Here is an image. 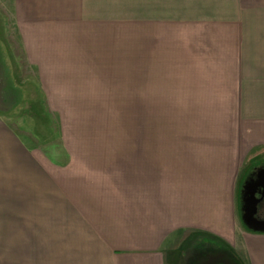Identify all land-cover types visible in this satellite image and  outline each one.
Returning a JSON list of instances; mask_svg holds the SVG:
<instances>
[{
    "label": "crops",
    "instance_id": "crops-1",
    "mask_svg": "<svg viewBox=\"0 0 264 264\" xmlns=\"http://www.w3.org/2000/svg\"><path fill=\"white\" fill-rule=\"evenodd\" d=\"M7 1L46 102L145 123L119 145L66 126L56 159L0 117V264H264L241 188L264 160V0Z\"/></svg>",
    "mask_w": 264,
    "mask_h": 264
},
{
    "label": "rangeland",
    "instance_id": "rangeland-1",
    "mask_svg": "<svg viewBox=\"0 0 264 264\" xmlns=\"http://www.w3.org/2000/svg\"><path fill=\"white\" fill-rule=\"evenodd\" d=\"M0 53L3 60L0 62V69H4L2 72L6 73L0 80L4 83L8 76V79L20 88L22 94L20 102L12 107L16 98L8 95L7 89L3 92L0 86V117L19 132L23 130L22 133L30 143L40 146L46 156L51 154V158L56 159L61 156L64 150L62 133L66 126L69 128L67 131L73 132L72 137L75 141L80 139L81 134L102 133L104 129V133H107L106 130L111 128V133H114L112 137L116 138L115 142L118 145L127 143L129 128L144 126L145 104L142 103L46 102L37 74L26 61L14 20L13 7L7 0H0ZM168 105L170 104H151L153 110L152 119H149L151 126L176 125ZM97 129L99 131H96ZM100 135L104 138L109 137L106 134ZM263 163L264 160L256 162L250 172L259 171ZM242 180L243 190L248 178Z\"/></svg>",
    "mask_w": 264,
    "mask_h": 264
},
{
    "label": "water",
    "instance_id": "water-1",
    "mask_svg": "<svg viewBox=\"0 0 264 264\" xmlns=\"http://www.w3.org/2000/svg\"><path fill=\"white\" fill-rule=\"evenodd\" d=\"M260 196H257L254 190L252 191L253 185H244L242 198H243V214L242 219L246 226L250 229L258 232H264V219L257 217V211L259 203L264 199V182L260 185Z\"/></svg>",
    "mask_w": 264,
    "mask_h": 264
},
{
    "label": "flooded vegetation",
    "instance_id": "flooded-vegetation-1",
    "mask_svg": "<svg viewBox=\"0 0 264 264\" xmlns=\"http://www.w3.org/2000/svg\"><path fill=\"white\" fill-rule=\"evenodd\" d=\"M248 180L246 181L247 185H253L252 187V191L254 190L257 196H260L259 192H260V184L262 182H264V166L259 169V171L256 172H250L247 176ZM243 196V195H242ZM243 198H242V208H243ZM243 214V211H242ZM257 217L264 219V199L261 200V202L259 203V207H258V211H257Z\"/></svg>",
    "mask_w": 264,
    "mask_h": 264
},
{
    "label": "trees",
    "instance_id": "trees-1",
    "mask_svg": "<svg viewBox=\"0 0 264 264\" xmlns=\"http://www.w3.org/2000/svg\"><path fill=\"white\" fill-rule=\"evenodd\" d=\"M0 62H3L1 53H0ZM2 71H5V70L0 69V74H1L0 78L6 76V73H4ZM0 86L3 89V92H4V89H5V91L7 89V91H6L7 94L10 95L14 99L16 98L15 102L12 103V107L16 106L22 98L20 88L17 85H15L11 80H9L8 76H7V81H5L4 83L2 82V80H0Z\"/></svg>",
    "mask_w": 264,
    "mask_h": 264
}]
</instances>
